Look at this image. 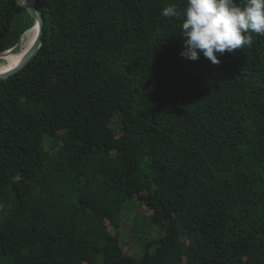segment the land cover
Listing matches in <instances>:
<instances>
[{
    "label": "trees",
    "instance_id": "1",
    "mask_svg": "<svg viewBox=\"0 0 264 264\" xmlns=\"http://www.w3.org/2000/svg\"><path fill=\"white\" fill-rule=\"evenodd\" d=\"M33 1L41 47L0 79V264H264V36L213 65L161 15L186 0ZM34 23L0 0V54ZM141 204L129 254L105 220Z\"/></svg>",
    "mask_w": 264,
    "mask_h": 264
},
{
    "label": "clouds",
    "instance_id": "2",
    "mask_svg": "<svg viewBox=\"0 0 264 264\" xmlns=\"http://www.w3.org/2000/svg\"><path fill=\"white\" fill-rule=\"evenodd\" d=\"M165 18L183 17L180 38L182 58L198 61L201 56L213 65L220 57L253 44L252 34L264 36V0H186L180 10L170 4L161 11Z\"/></svg>",
    "mask_w": 264,
    "mask_h": 264
},
{
    "label": "rangeland",
    "instance_id": "3",
    "mask_svg": "<svg viewBox=\"0 0 264 264\" xmlns=\"http://www.w3.org/2000/svg\"><path fill=\"white\" fill-rule=\"evenodd\" d=\"M19 5L24 7L23 3L19 0ZM22 45V44H21ZM16 49L15 52L21 49ZM6 52L0 54V63H3L4 55ZM149 214L144 204H141L136 210L125 211L122 217L118 219H113L111 221L105 220V224L113 231L115 234L116 230L120 233L122 245L125 247V250L129 254H139L138 252V239L144 235V232H152V229H149ZM132 228L136 231V235H132ZM154 235H158L156 231L153 230Z\"/></svg>",
    "mask_w": 264,
    "mask_h": 264
},
{
    "label": "water",
    "instance_id": "4",
    "mask_svg": "<svg viewBox=\"0 0 264 264\" xmlns=\"http://www.w3.org/2000/svg\"><path fill=\"white\" fill-rule=\"evenodd\" d=\"M20 1L23 3L24 7H26L29 10V12L32 14V16L35 18L34 26L31 29L36 30V36H35L32 46L27 51V53L22 57V59L18 61L15 65L10 67L9 69H6L5 71L0 72V79H3V80H7L11 75L20 71L26 65H28L37 55L41 47V44L43 42L45 20H44L42 13L36 7L33 0H20ZM23 37H22V40H23ZM16 49H17L16 47L12 48L11 50H9V52L13 54Z\"/></svg>",
    "mask_w": 264,
    "mask_h": 264
},
{
    "label": "bare ground",
    "instance_id": "5",
    "mask_svg": "<svg viewBox=\"0 0 264 264\" xmlns=\"http://www.w3.org/2000/svg\"><path fill=\"white\" fill-rule=\"evenodd\" d=\"M35 36H36V30L30 29L24 35L22 43H21L22 44L21 49L19 51L14 52L13 54L9 51H6L4 55L5 61L3 63H0V72L5 71L6 69H9L10 67L15 65L18 61L22 59V57L27 53V51L32 46Z\"/></svg>",
    "mask_w": 264,
    "mask_h": 264
}]
</instances>
